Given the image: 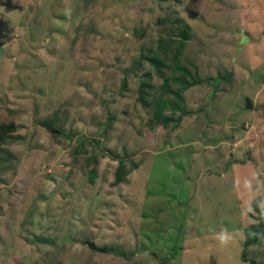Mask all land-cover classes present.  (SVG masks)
I'll return each instance as SVG.
<instances>
[{
    "label": "rangeland",
    "instance_id": "1",
    "mask_svg": "<svg viewBox=\"0 0 264 264\" xmlns=\"http://www.w3.org/2000/svg\"><path fill=\"white\" fill-rule=\"evenodd\" d=\"M0 125V264H264V0H0Z\"/></svg>",
    "mask_w": 264,
    "mask_h": 264
},
{
    "label": "trees",
    "instance_id": "2",
    "mask_svg": "<svg viewBox=\"0 0 264 264\" xmlns=\"http://www.w3.org/2000/svg\"><path fill=\"white\" fill-rule=\"evenodd\" d=\"M180 96V94H178ZM180 98L183 99L182 96H180ZM12 125H0V141L4 140L3 135H5L7 133V131H10ZM117 181L119 182L120 180L117 179ZM263 211V210H262Z\"/></svg>",
    "mask_w": 264,
    "mask_h": 264
},
{
    "label": "water",
    "instance_id": "3",
    "mask_svg": "<svg viewBox=\"0 0 264 264\" xmlns=\"http://www.w3.org/2000/svg\"><path fill=\"white\" fill-rule=\"evenodd\" d=\"M86 244L94 251H99V252H106V249L101 248L96 244V242L93 241H86Z\"/></svg>",
    "mask_w": 264,
    "mask_h": 264
},
{
    "label": "clouds",
    "instance_id": "4",
    "mask_svg": "<svg viewBox=\"0 0 264 264\" xmlns=\"http://www.w3.org/2000/svg\"><path fill=\"white\" fill-rule=\"evenodd\" d=\"M221 240H222V241L226 240V237H223V236H222V237H221Z\"/></svg>",
    "mask_w": 264,
    "mask_h": 264
},
{
    "label": "crops",
    "instance_id": "5",
    "mask_svg": "<svg viewBox=\"0 0 264 264\" xmlns=\"http://www.w3.org/2000/svg\"><path fill=\"white\" fill-rule=\"evenodd\" d=\"M218 126H219V124H218Z\"/></svg>",
    "mask_w": 264,
    "mask_h": 264
}]
</instances>
